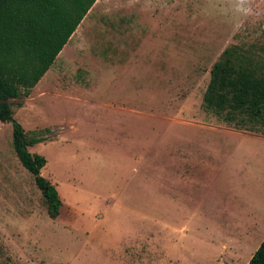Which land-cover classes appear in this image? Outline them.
I'll use <instances>...</instances> for the list:
<instances>
[{"label":"rangeland","instance_id":"1","mask_svg":"<svg viewBox=\"0 0 264 264\" xmlns=\"http://www.w3.org/2000/svg\"><path fill=\"white\" fill-rule=\"evenodd\" d=\"M233 44L264 45V0H97L43 79V96L59 100L42 98L32 118L13 107L28 132L58 125L37 130L32 147L63 201L57 218L18 158L12 123L0 122V264H247L264 239V143L262 160L240 171L256 220L241 245L251 231L193 215L167 192L162 147L186 131H246L203 107L211 68ZM107 105L126 115L98 118Z\"/></svg>","mask_w":264,"mask_h":264},{"label":"trees","instance_id":"2","mask_svg":"<svg viewBox=\"0 0 264 264\" xmlns=\"http://www.w3.org/2000/svg\"><path fill=\"white\" fill-rule=\"evenodd\" d=\"M96 1L0 0V121L12 123L18 158L34 174L52 218L60 215L63 201L42 174L46 157L29 149L44 137L14 118L12 100L30 95ZM203 107L236 129H264V45L223 50L211 68ZM247 264H264V239Z\"/></svg>","mask_w":264,"mask_h":264},{"label":"crops","instance_id":"3","mask_svg":"<svg viewBox=\"0 0 264 264\" xmlns=\"http://www.w3.org/2000/svg\"><path fill=\"white\" fill-rule=\"evenodd\" d=\"M52 66L46 74L51 70ZM46 74L32 89L28 97L20 99L18 106H14V100H18V98L13 99V107H17L19 111L27 112V116L32 118L31 115L37 108V102L42 98L59 100L56 96H43L48 91L47 88H49L47 83L43 82ZM55 95L57 94L55 93ZM103 110V113L98 115V118H102L106 112H109L110 118H121L126 115L124 111L127 109L121 106L111 108L107 105ZM95 115L94 112L89 113L88 119L93 121ZM21 121L23 122V120ZM0 122L1 125L5 124L2 121ZM91 123L93 124L94 122ZM21 124L28 131L24 122ZM56 126L58 125L55 123L37 125L29 131L54 129ZM260 143H264V135L255 132L236 130L186 131L181 141L167 143L162 146L167 152L165 160L168 182L167 192L172 194L173 199L176 197L180 199L189 210H192L193 215H204L216 221L225 219L224 223L230 229L243 232L246 230L251 231V234H247L238 240L241 245L243 239H247L253 234V222L256 220L250 216V212L246 211L249 205L244 201L246 199V190L243 188H247V186L242 188L240 186V183H245L244 178L246 175L242 176L240 171L242 172L243 168L247 169L246 165L253 161L262 160L258 152L259 148L256 147ZM35 145L30 146L29 149L32 151V147ZM239 179L240 181H237ZM260 215L262 214L260 213ZM234 217H240L241 220L239 219L240 221L237 220L239 222L235 223ZM154 226L157 229H168L169 231L182 234L187 231L186 225L156 224ZM232 243L226 246L230 256H234L236 249L239 248ZM145 250L148 249L144 246L136 248L138 255L145 252Z\"/></svg>","mask_w":264,"mask_h":264},{"label":"built area","instance_id":"4","mask_svg":"<svg viewBox=\"0 0 264 264\" xmlns=\"http://www.w3.org/2000/svg\"><path fill=\"white\" fill-rule=\"evenodd\" d=\"M1 129V128H0Z\"/></svg>","mask_w":264,"mask_h":264}]
</instances>
